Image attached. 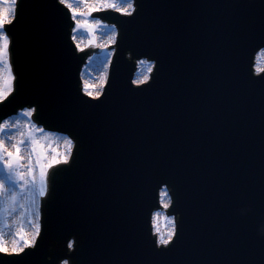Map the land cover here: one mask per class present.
<instances>
[{
	"label": "water",
	"instance_id": "1",
	"mask_svg": "<svg viewBox=\"0 0 264 264\" xmlns=\"http://www.w3.org/2000/svg\"><path fill=\"white\" fill-rule=\"evenodd\" d=\"M135 5L131 17L98 14L121 32L104 93L93 100L80 92L89 51L76 53L66 9L19 0L6 28L15 91L0 103V121L35 107L34 120L75 147L68 165L51 170L36 248L0 264H264V73H253L264 0ZM140 57L155 67L134 87ZM144 62L136 80L149 74ZM256 64L264 66V51ZM163 188L177 236L157 254L150 217ZM160 215L166 234L170 219Z\"/></svg>",
	"mask_w": 264,
	"mask_h": 264
},
{
	"label": "snow or ice",
	"instance_id": "2",
	"mask_svg": "<svg viewBox=\"0 0 264 264\" xmlns=\"http://www.w3.org/2000/svg\"><path fill=\"white\" fill-rule=\"evenodd\" d=\"M62 5H65L70 10H72V16L75 20L77 15L84 18L85 22H77V29H83L92 35L96 31L90 23L87 22V17L83 13H77L72 4L66 2V0H60ZM103 7L111 8L114 11L119 12L121 15L126 17L133 16L135 12L134 3L129 0L126 4H118L115 2H109V0H102ZM19 0H0V65L6 70V75L0 70V81H2V86H0V102H3L8 98L12 92V84L15 77L12 73V67L9 63V50H10V36L7 34L6 26L13 25L16 19L17 7ZM93 11H99V7H93L89 9V15ZM99 26V21L95 22ZM77 49L83 51L80 45H76ZM141 63H145L141 61ZM152 72V67L148 66L147 73ZM256 73L259 76L264 73V67H257ZM264 79V76H261ZM149 75L145 74L139 80L133 81L136 85H143L148 83ZM86 96L97 100L100 98V92L93 93L88 91L87 88L84 93ZM35 109H30L22 112V115L28 118V123L23 125V128L27 129V134L20 131L21 125L17 122L13 127L17 128L18 134L22 139L18 140L16 144L12 145L13 151H9L5 144V140L0 138V199H7L12 204L17 202L18 193L14 188L9 187L10 185L19 188L20 192L29 193L33 199L31 203L35 205V197H45L48 191V178L49 170L56 168L60 165H68L70 162V157L73 149V141L71 139H66L65 152L62 154L53 155L51 159L47 158L44 150V146L39 142L38 137L35 135V125L31 123V118ZM9 131L8 122L5 121L0 123V134ZM39 132H43L42 128L38 129ZM31 145V154L35 157V167L39 170L38 178L34 174V168L29 162L26 173L20 172L22 152L25 150V146ZM166 193H162V197ZM23 206V205H22ZM163 207L167 208L168 204L164 203ZM39 220V213H35V220H30L29 223L32 224V231L25 234L23 230L16 234L15 243L9 249L7 245L3 242V237L0 236V257L11 256V257H21L27 255L29 250H34L37 246V239L40 235L41 227L37 222ZM169 225L171 227L166 234H162L156 223V217H153V235L156 237L154 241V247L160 251L157 254H166L167 251L171 250L174 245V239L177 236V226L174 221L169 220ZM68 248H73V244L69 243ZM8 264H13L11 260ZM67 264V261L65 262Z\"/></svg>",
	"mask_w": 264,
	"mask_h": 264
},
{
	"label": "bare ground",
	"instance_id": "3",
	"mask_svg": "<svg viewBox=\"0 0 264 264\" xmlns=\"http://www.w3.org/2000/svg\"><path fill=\"white\" fill-rule=\"evenodd\" d=\"M66 2L69 4H72L74 9L77 11V13H84L85 9H88L89 6H91L93 3H97V0H66ZM128 2L129 1H126V2H123L121 4H126ZM69 11H70L71 17L73 19L72 10L69 9ZM78 17H79V19H77V21L80 22L82 16L79 15ZM108 29H109V31L110 30L112 31L111 40L107 41L108 33H107V31L103 30L100 33L101 36L99 35L100 38L98 39V42H97L98 44L100 42H103V41H104L103 43H106V44L113 42V39H114L113 37H114L115 31H114V29H111V28H108ZM72 40L77 45L78 43H80L81 37L79 35L75 36L74 33H72ZM89 62H90V59L87 61V64L82 68L81 74H80V77L82 80L83 91L85 92V90L87 88L88 91H91L93 93L100 92V89L102 86V83H100V71H101V65H102L101 59L96 58L92 63H89ZM0 70H2L3 73L5 72L2 65H0ZM18 115H19V118L12 119L8 123L9 131L6 133L0 134V137L5 140V144L8 147V150L13 151V152H14V148L12 147V145L16 144L17 141L20 140V135L18 134V130H17V128L13 127V125H15L17 122H19L21 125V128L19 130L24 131L27 129L23 128V125L28 123V118L24 117L22 115V113L18 114ZM5 121H7V120H5ZM55 137H58L57 140L54 141L52 146L49 148L50 149L52 148L51 149V151H52L53 148L55 147L56 149H58L57 151L59 153H61L63 151V149L65 148L64 141L66 139L63 138V136H58V135ZM21 156H22V159H21V166L20 167L21 168L22 167L27 168L29 165L28 159L26 157H24L23 153L21 154ZM14 190L18 193L17 202L15 204H12L7 199H0V210L8 209V210L15 211L16 207L23 205L22 207L26 208V216L25 217L27 219V224H29V226H30L29 221L31 220V217L33 214V204L31 203V200L33 197L27 192H20V190H18V189H14ZM38 198H39V196H36V200H37L36 203H38ZM17 223H20V219H17L16 215H14V216H12V218H9L6 222H4V225L1 226L0 230H1V232L3 231V233H2L3 242L7 245V247L12 245V238L10 237L11 235L9 233H6L4 231V229L6 228V230H7L10 226L15 225ZM27 230H28V228H27ZM28 233H30V230L25 231V234H28Z\"/></svg>",
	"mask_w": 264,
	"mask_h": 264
},
{
	"label": "rangeland",
	"instance_id": "4",
	"mask_svg": "<svg viewBox=\"0 0 264 264\" xmlns=\"http://www.w3.org/2000/svg\"><path fill=\"white\" fill-rule=\"evenodd\" d=\"M109 2H115V3L121 4V2L117 1V0H109ZM93 7H99L100 9H102V7H103L102 0H97V3H93L91 6H89L88 9H85V11L83 13L84 16L87 17V22L90 23L94 28H96V31L93 32L92 35H89L86 30L77 29V23H76L75 28H74V35L75 36L79 35L81 37V41H80V43H78L80 45V48H82L86 44H94L97 48H99V53L94 54L90 58L89 63H92L96 58L101 59L102 65H101V71H100V83H102V81L104 79L103 77L105 76L106 71H107L108 57L110 56V51L107 50L108 44L103 43L104 41L100 42L99 44L97 42L101 36L100 33L103 30L107 31V33H108L107 37L108 38L107 37L106 38H107V41H110L112 31L111 30L109 31L108 28H110V27H107L105 24H102L99 22V26H97L95 23L96 21H92V19L90 17L91 14L89 15L88 13H89V9H91ZM78 16L79 15H77L75 22H78L77 21V19H79ZM84 22H85L84 18L81 17L80 23H84ZM4 75H6V70L4 72ZM0 86H2V81H0ZM22 112L23 111H20L19 113L21 114ZM16 118H19V115H17L16 117L7 119V122L9 123L12 119H16ZM35 129H36L35 135L38 137L39 142L44 146V150H45V153H46L48 159H51L53 155L62 154L65 152V148L63 149V151L61 153H59L57 151L58 149H56L55 147L53 148L52 151H51L52 148L51 149L49 148L52 146L53 142L57 140L58 137H55L57 135L54 136V134H50V133L45 132V131L39 132L38 129H40V128H38L36 126H35ZM27 131L28 130H24L23 132H25V134H27ZM63 138H65V137H63ZM20 139H22L21 136H20ZM22 153H23L24 157H26L28 159V162L31 161V164L34 168V174L38 178L39 170L35 167V157L31 154V145L30 144L26 145L25 150ZM27 168H24V167L21 168L20 167V172L26 173ZM9 187H12L14 189L19 190V188H15V186H12V185H10ZM17 199H18V197H17ZM36 202H37V200L35 197V205H33V214H32L31 220H35V213L38 212V203H36ZM14 215H16L17 219H20V223H17L15 225L10 226L9 227L10 229L8 227H7L8 228L7 230H6V228L4 229V231L6 233H9L11 235L10 237L12 238V245L8 247L9 249H11V247L15 243L16 234L19 231H21V230H23L24 232L29 231V230H30V232L32 231V224H30V226H29V224H27V219L25 217L26 216V208L22 207V206L16 207L15 211L8 210V209L0 210V229H1V226L4 225V222H6L9 218H12V216H14ZM27 228H28V230H27ZM2 233H3V231L1 232V230H0V236H2Z\"/></svg>",
	"mask_w": 264,
	"mask_h": 264
}]
</instances>
